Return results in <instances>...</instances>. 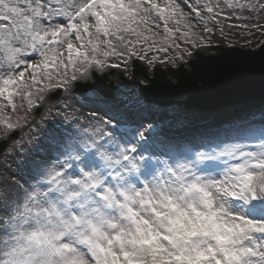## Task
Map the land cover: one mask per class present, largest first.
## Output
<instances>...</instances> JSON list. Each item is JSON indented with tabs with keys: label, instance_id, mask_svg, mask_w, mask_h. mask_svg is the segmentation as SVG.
<instances>
[{
	"label": "snow or ice",
	"instance_id": "snow-or-ice-1",
	"mask_svg": "<svg viewBox=\"0 0 264 264\" xmlns=\"http://www.w3.org/2000/svg\"><path fill=\"white\" fill-rule=\"evenodd\" d=\"M200 4L185 0L201 20L220 8ZM188 16L177 0H0V125L15 128L7 110H31L109 57L166 52L176 33L189 42ZM243 139L259 142L162 160L143 134L74 138L64 159L34 166L22 197L4 200L0 264H264V129Z\"/></svg>",
	"mask_w": 264,
	"mask_h": 264
},
{
	"label": "rangeland",
	"instance_id": "rangeland-1",
	"mask_svg": "<svg viewBox=\"0 0 264 264\" xmlns=\"http://www.w3.org/2000/svg\"><path fill=\"white\" fill-rule=\"evenodd\" d=\"M251 1L234 0L237 6L229 8L224 5V0H219L220 8L215 9L213 13L202 11L201 15L206 16L205 19H196L190 22L194 34L189 36V42L181 39L180 33H176L173 41L166 45L168 49L166 52H160L154 48L152 51H148L146 55L144 52H141L140 55L144 56L143 59L140 56H131L129 58L127 55L120 58L109 57L107 65L103 69L97 67L89 69L83 76L88 77L90 82L83 83L82 86L84 87L82 88H85L88 83L92 85V75L96 73L100 79L105 81L107 87L110 84L114 86L113 96L110 99L102 98L94 90L82 93L77 92L75 87V83L78 82L77 78L75 81H70L66 87L49 90L44 94L43 99L36 100V104L31 110L21 108L16 113H12L10 109L7 110L11 122L17 126L11 130H6L3 125H0V143L4 142L6 147L5 151L0 154V209H2L3 202L6 198L11 197L15 199L17 195L22 197L24 190L29 189V185H34L33 183L25 184L29 175H26L23 179H18L17 182L8 184L9 178L14 176L13 172H8V168L16 171L20 169L22 163L28 162L30 163L31 171L35 173L34 166L36 164H39L44 169L51 167L53 161H48L46 158L36 160L34 159V154L38 152L47 154L49 150L54 149L51 156L54 158V154L58 151L65 150L66 146L74 138L86 137L97 127H111L114 132H121L127 126H132L131 128L137 131L138 136H134L136 140L140 139V134H142L141 128L146 133L152 132L154 136L161 135L160 131L162 133L179 131L183 136H185V133L193 131L192 135L188 136L192 138L193 136L196 137L197 134H213L214 136L219 134V136H226L225 133L243 132L241 130L242 125L246 124V127H248L249 124H253V121L258 123L260 119L264 120V110H253L250 115H242L234 121H231L233 118L230 117L227 119L229 122L225 123L216 122L214 119L216 114L222 113L220 117H223L226 114H232V110L246 105H251L250 107L252 109H256L253 108L254 105L260 108L264 105L263 98L206 112L196 109L187 110L183 105L179 104H173L167 107H158L153 103L148 104L139 96V88L141 86H147L149 84L148 80L141 73L138 75L132 74V63L134 61L140 64L147 77L152 78L153 71L156 68L162 69L167 74L169 69L175 70L181 64L189 71L188 62L194 59L193 53H203L202 51L204 50L207 51V54L203 53L204 55L216 54L213 46H223L224 48L239 47L251 50L258 48L261 44H264V8L260 7V5H264V0L259 4L258 10L257 8L253 10L245 9V6ZM204 2L205 0H201V4L199 5L201 9ZM210 2L215 5L217 0H210ZM252 4L256 5V2L254 1ZM188 5L192 4L188 2ZM205 26L211 29V31H205ZM198 43L199 45H197ZM187 45L190 46L188 47ZM137 48L146 49L147 45H137ZM175 48H178V51L176 52L175 60H171V65L168 60H157L156 55L165 54L168 56ZM181 54L184 55L183 58ZM154 57L155 59H153ZM35 58L33 57V59ZM116 60H120L122 63L121 66L115 67V69H120L118 71L120 73L105 74V76H102V72L110 71L107 69L111 67V62L116 63ZM149 60L153 62L149 63ZM161 64H169V66L164 67ZM92 69L99 71V73L92 71ZM79 75L78 73L77 76L79 77ZM167 80L173 84L176 83L170 75H167ZM198 85L200 86V84ZM68 94L76 96L77 103L80 102L81 106L79 107L75 102L73 103L79 108L72 106L70 102H67L66 105L62 102L61 98ZM185 99L186 96L181 95L175 100L181 103ZM48 103L50 104V109H45ZM57 105H61V107L56 108L55 106ZM89 106L94 108L90 109ZM141 114H153L154 116L150 119L142 120L139 125L131 124L128 117L130 115ZM124 116H127V122L122 123L121 121L126 119ZM151 121L155 123L150 124ZM236 122H238V125L230 128L231 124ZM66 124L70 126L65 127ZM184 125L192 128L186 131L180 130ZM138 127L140 128L138 129ZM85 129H87V133L84 131ZM66 132L67 135L64 134ZM131 135L133 136V132ZM188 137L186 136L185 139L179 140L184 142ZM168 140L173 141L170 137H168ZM168 140L162 141L161 144H168ZM141 143H145V141H141ZM60 146L65 147L61 148Z\"/></svg>",
	"mask_w": 264,
	"mask_h": 264
},
{
	"label": "water",
	"instance_id": "water-1",
	"mask_svg": "<svg viewBox=\"0 0 264 264\" xmlns=\"http://www.w3.org/2000/svg\"><path fill=\"white\" fill-rule=\"evenodd\" d=\"M215 50L218 54L212 56L196 53L197 59L190 61L192 73L182 66L176 72L169 71L177 84L166 81V75L159 69L154 71L153 78H149L144 69L134 63L133 74L141 73L150 82L149 86L140 88L141 96L150 103L167 106L173 104L175 98L187 95L185 107L202 111L264 98V45L256 50L220 46L215 47ZM93 78V85L87 84L85 88H79L78 92L95 90L111 97L113 86L107 87L96 74H93ZM4 149L5 144L0 143V153Z\"/></svg>",
	"mask_w": 264,
	"mask_h": 264
},
{
	"label": "bare ground",
	"instance_id": "bare-ground-1",
	"mask_svg": "<svg viewBox=\"0 0 264 264\" xmlns=\"http://www.w3.org/2000/svg\"><path fill=\"white\" fill-rule=\"evenodd\" d=\"M254 1L256 2V5L252 4V2H254ZM188 2L193 5L195 1L194 0H188ZM261 2H262V0H252L251 2H249L248 5L245 6V9L253 10L254 8H257V10H258L259 4ZM177 3H180L181 6L184 8V11L189 14V16H188L189 22H192V21H195L196 19H199L197 16H195L193 13L190 12V9L187 6H185V0H177ZM249 5H251V7H249ZM197 7L200 8V6H197ZM203 18L205 19L206 16H203ZM191 45H192V43H191ZM193 45H194V43H193ZM197 45H199V43ZM187 46L189 47L190 45H187ZM177 51H178V48H175L174 51L170 55H168V56L165 54L156 55V58H157V60H164V59L168 60L169 64L171 65V60H175V56H176ZM202 52L204 54H207V51L203 50ZM183 56L184 55L181 54L182 58H183ZM204 56H206V55H204ZM179 60H181V59H179ZM111 64L112 65L118 64L119 66H121L122 63L120 60H116V63L111 62ZM169 64H161V65H163L164 67H167V66H169ZM107 70H110V71L102 72L103 73L102 76H105V74H114V73L118 74V73H120V72H118V71H120V69H115V67L114 68L109 67ZM92 71H95V70L92 69ZM101 71H103V70H101ZM95 72L99 73V71H95ZM85 82H90V79L88 77H85V76L80 74L78 77L77 83L83 84ZM61 100L65 105L67 102H70L72 106H76L73 103V102H75L79 107L81 106L80 102L77 103V98L73 94H68L66 96H63L61 98ZM78 106H76V107L79 108ZM250 106L251 105H249V106L246 105V106L240 107L238 109L232 110V114H226V116H223V117H220V114H222V113L216 114L214 116V119L216 122H219V123L224 122L225 123V122H229L227 119L230 117L233 118L231 121H234L235 119H239V117L242 115H250L253 112V110H264V105L260 108L257 107L256 105H254L253 108H256V109H252ZM49 107H50V104L48 103V104H46L45 109H50ZM55 107L59 108V107H61V105H57ZM89 108L93 109L94 107L89 106ZM41 109L44 110L43 107H41ZM153 116H154L153 114L130 115L128 117V119L131 121V124L139 125L142 122V120L150 119ZM124 117L126 119H123L121 121L122 123L127 122V116H124ZM93 120H95V119H93ZM95 121H97V120H95ZM154 123H155L154 121L150 122V124H154ZM237 125H238V122L231 124L230 128H232L233 126H237ZM67 126H70V125L66 124L65 127H67ZM100 128H105V126L104 127L100 126ZM139 128L140 127H138V129ZM191 128L192 127H187L184 125L180 128V130L186 131V130H189ZM260 129H264V120H262V119H260L258 121V123L256 121H253V124H249L248 127H246V124L242 125L241 130H243V132L240 131V132H235V133L230 134L232 136V139H228L227 136H219V134H216L215 136L213 134H211V135H207V134L198 135L197 134L196 137L195 136H193L192 138L188 137V136L192 135L193 131H190L189 133H185V136H183L179 131L178 132L168 131L166 133H162V131H160L161 135L154 136V134L152 132L146 133L143 131L142 128L140 130L144 136L143 141H145V143L151 145L154 154L156 156H159V158L163 160V159L167 158L166 153H168V152L176 151V150L189 149V147H193V145H196V144L207 145V144L211 143L212 146H216V144H220V146L223 147V143H221L222 141L224 143H226V142L227 143H234L233 141H235V142L244 143L246 145H255L256 143L259 142L258 140H256V139H243V137L247 136L252 131L258 132ZM104 130L114 131L113 128H111V127L110 128L106 127ZM132 132H133V136L137 135V131H134L130 126H128L126 129L122 130L121 132L116 131L115 133L118 136L123 135L125 137H133L131 135ZM64 134L67 135V132ZM186 136L188 138L184 141V142H186V144H184V142H181V140H179V139H183V138L185 139ZM168 137H170L173 141L168 140ZM167 140H168V144H166V145L161 144L162 141H167ZM177 140H179V141L176 142ZM133 143H135V140L133 141ZM60 147L64 148L65 146H60ZM53 150L54 149L49 150L47 154H42L40 152L35 153L34 159L37 160V159H45L46 158L48 161H53V163L55 162V160L58 157L60 159H64V157L60 155L61 152H63L64 150H62L61 152H59V151L56 152L53 156L54 158H52L51 156H52ZM201 150H206V149H201ZM251 150H254V149H251ZM144 154L148 155L149 153H144ZM8 172L14 173V176L9 178L8 184H11L12 182H17L18 179H23L26 177V175H29L27 181L25 182L26 185L28 183H33V184L36 183V180L33 179V176L35 175V173L33 171H31L30 163H28V162L22 163V166L20 167V169H17L16 171H12L10 168H8ZM24 181H25V179H24Z\"/></svg>",
	"mask_w": 264,
	"mask_h": 264
},
{
	"label": "clouds",
	"instance_id": "clouds-1",
	"mask_svg": "<svg viewBox=\"0 0 264 264\" xmlns=\"http://www.w3.org/2000/svg\"><path fill=\"white\" fill-rule=\"evenodd\" d=\"M87 129H85L84 131H86ZM86 138V137H85ZM46 177H42L41 180L45 179Z\"/></svg>",
	"mask_w": 264,
	"mask_h": 264
}]
</instances>
